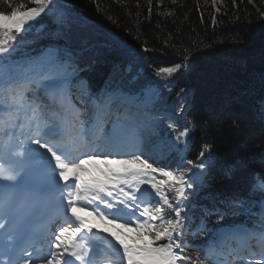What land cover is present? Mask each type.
Returning <instances> with one entry per match:
<instances>
[{
	"label": "snow or ice",
	"instance_id": "1",
	"mask_svg": "<svg viewBox=\"0 0 264 264\" xmlns=\"http://www.w3.org/2000/svg\"><path fill=\"white\" fill-rule=\"evenodd\" d=\"M211 2L215 7L223 0ZM249 3L255 7L254 0ZM0 5L6 6L0 10V108L7 110L0 111V264H264V174L254 173L249 181V191L261 194L258 202L235 199L223 211L205 207L193 231L191 211L212 167L213 157H205L210 146L199 152V164L180 156L174 168L154 166L158 160L142 142L129 148L126 126L118 124V117L109 121L117 111L116 90L107 84L91 89L80 75L81 53L50 47L32 56L24 50L25 36L40 26L35 23L39 17L55 14L59 0H0ZM151 12L149 0V16ZM120 50L141 59L151 51L146 42L135 52ZM178 54L181 62L157 69V75H183L190 53ZM73 89L87 98L81 100L85 107L72 103ZM168 127L175 130L173 124ZM188 136L184 130L176 140ZM183 143L179 152L188 148L186 139ZM90 164L105 166L97 169L100 178L86 179ZM186 173H191L187 179ZM142 185L148 187L141 190ZM165 189L174 194L172 199ZM78 211L107 223L120 221L119 228L134 225L128 230L151 242L129 244L121 239L123 232L94 231ZM212 214L256 220L251 228L212 231L206 227ZM199 232L212 234L203 245L193 246L187 237ZM233 236L255 239L260 247L243 254L232 248L225 255L223 245Z\"/></svg>",
	"mask_w": 264,
	"mask_h": 264
},
{
	"label": "trees",
	"instance_id": "2",
	"mask_svg": "<svg viewBox=\"0 0 264 264\" xmlns=\"http://www.w3.org/2000/svg\"><path fill=\"white\" fill-rule=\"evenodd\" d=\"M148 4L149 0H59L55 14L43 16L36 23L40 26L25 36L24 50L32 56L50 47L81 53L80 75L91 89L107 84L125 97L110 116L116 118L119 107L126 112L144 111L145 130L121 120L118 124L126 126L136 144L142 142L148 151L159 146L168 152L162 159L154 158L158 160L154 166L174 168L180 156L199 164V152L205 144L210 146L205 157H213L212 167L191 211L195 231L205 207L223 211L229 201L258 202L261 196L249 191V181L254 173L264 174V0H254L255 7L249 0H235L236 6L233 0H223L215 6L219 12L211 0L175 4L163 0L162 6L160 0H151L150 16ZM0 10L6 6L0 5ZM145 42L151 51L143 53V59L120 50L135 52ZM184 50L190 53V67L183 75H157V69L181 62L178 53ZM71 99L77 107H85L81 100L87 98L75 89ZM184 130L189 136L176 140ZM185 139L188 148L179 152ZM184 167L192 168L186 163ZM165 190L172 199L174 194ZM255 220V216L212 214L206 227L212 231L240 225L251 228ZM211 234L199 232L187 240L193 246L203 245ZM238 243L228 239L223 250Z\"/></svg>",
	"mask_w": 264,
	"mask_h": 264
},
{
	"label": "rangeland",
	"instance_id": "3",
	"mask_svg": "<svg viewBox=\"0 0 264 264\" xmlns=\"http://www.w3.org/2000/svg\"><path fill=\"white\" fill-rule=\"evenodd\" d=\"M42 16H43V15H42ZM42 16H41V17H42ZM41 17H39L38 20H39ZM1 111H4L5 113L7 112V110H6V109H3V108H1ZM121 116H122V115H121ZM137 116H138V118H136V119H134L133 121H131V124H132V126H134V127H135V125H140V124H141V122H140V119H141V118L139 117V116H141V114H138ZM128 119H129V118L127 117V120H128ZM112 120L114 121V119H112ZM17 122L19 123L20 121L18 120ZM125 137H127V138L129 139V142H131V143H134V141L136 140V138H135L133 135H130L129 133H127L126 130H125ZM128 146H129V145H128ZM129 148H130V146H129ZM156 151H157V150H156ZM150 153L153 155L154 152H150ZM87 167H88V169H89V176H86V179H87V178H91V177L100 178V173L97 171V169H99V168H104L105 166H104V165H101V164H94V167H92V164H91V167H90V165L87 166ZM113 167H115L117 171H122V169H120V168L117 167V166H113ZM135 237H137V234L135 235ZM232 238H233V239H239V240H240V241H239V245H241V244L243 243V241L245 240V239H243V238H241V237H239V236H233ZM125 242H126V243H129V244H133V243H135V244H137V245H143L144 243H149V242H151V238L148 237L147 235H145V237H144L143 240H140V239L137 237L136 240L133 241V242H131L129 239H126ZM256 244L259 245L258 242H256ZM232 248H233V247L229 248L228 251H230ZM226 254H227V253H226ZM226 254H225V255H226Z\"/></svg>",
	"mask_w": 264,
	"mask_h": 264
},
{
	"label": "bare ground",
	"instance_id": "4",
	"mask_svg": "<svg viewBox=\"0 0 264 264\" xmlns=\"http://www.w3.org/2000/svg\"><path fill=\"white\" fill-rule=\"evenodd\" d=\"M154 94H155V92H154ZM88 166H89V165H88ZM90 167H91V164H90ZM92 167H94V164H92ZM79 212H84V211H78V213H79Z\"/></svg>",
	"mask_w": 264,
	"mask_h": 264
}]
</instances>
